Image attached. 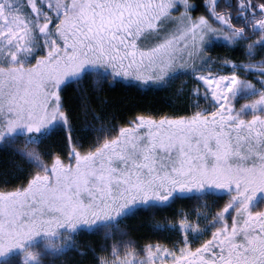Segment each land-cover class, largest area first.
<instances>
[{"label": "snow or ice", "instance_id": "1", "mask_svg": "<svg viewBox=\"0 0 264 264\" xmlns=\"http://www.w3.org/2000/svg\"><path fill=\"white\" fill-rule=\"evenodd\" d=\"M235 7L233 14L226 0H0V38L5 42L0 46V120L9 127L20 121L30 131H39L57 118L67 120L61 86L86 63L110 68L113 78L124 75L145 82L172 71L190 72L194 94L203 91L216 105L190 120L166 126L138 123L136 128L140 139L149 141L142 167L155 172V162L165 170L151 177L159 181L160 190L148 191L145 185L143 194L159 198L202 188L205 182L235 192L218 214L221 226L208 240L195 248L185 240L179 255L163 251L161 259L171 257L174 264H264V212L253 213L246 195L252 185H264V116L243 119L231 103L245 82L241 65L245 71L256 66L243 64L239 57L255 56L257 47L264 48V3L236 0ZM164 21L170 27L160 34ZM249 29L260 35L245 45ZM147 32L160 39L144 48L139 39ZM217 63L220 68L214 67ZM259 68L264 71V61ZM258 79L264 101V75ZM105 151L108 155L99 149L82 155L70 144L68 159L76 165L72 175H66L73 172L72 164L54 156L47 174L36 173L27 185L0 192V238L75 219L86 211L83 198L94 194L101 203L110 200L114 182L139 187L138 175L133 180L131 173L122 174L115 166L116 159L125 160L119 146L106 145ZM200 172L204 178L196 179L194 173ZM251 200H264V186ZM237 201L241 223L233 218L228 224Z\"/></svg>", "mask_w": 264, "mask_h": 264}, {"label": "rangeland", "instance_id": "2", "mask_svg": "<svg viewBox=\"0 0 264 264\" xmlns=\"http://www.w3.org/2000/svg\"><path fill=\"white\" fill-rule=\"evenodd\" d=\"M173 15L179 16V13H174ZM162 23L163 27L159 29L160 34L167 32L170 27L167 21ZM159 39L160 35L147 32L139 39V44L141 47L148 48L152 47ZM36 43H42V41H36ZM242 43L247 45L249 42L245 41ZM4 45V40L0 38V46ZM215 54L213 52V55ZM241 56L239 60L243 64L256 66L250 67L245 71L243 65H241L240 72L245 82L239 85L232 97L231 103L239 116L248 120L257 114L264 116V101L260 99L261 87L258 79L259 76L264 75V71H260L259 68L261 62L264 61V56ZM214 67L220 68L221 65L217 63ZM85 77L91 78L92 86L97 88L103 83L110 81L111 78L138 83L147 87H159L165 84L174 85L178 91L187 93L190 115L160 119L143 117L139 118L138 122L134 123L133 126L121 131L113 129L110 125H105L100 119L92 122L88 120V126L85 127V130L88 128L91 139L85 143L76 140L71 135L69 139L68 134L72 148L82 155H91L96 153L98 149L104 152L105 155H108V152L105 151V146L116 147L118 145L125 160L116 159L114 161L115 166L120 168L122 174L127 175L131 173L133 180L138 175L142 183L139 187H134L133 185L114 182L112 190L108 193L111 197L110 200L101 203L100 199L95 197L94 194L91 199L83 198L81 204L86 211L77 214V218L75 219H61L58 224L51 228L31 234L0 238V264H68L72 253L86 249V245L79 243V238H74L75 234L81 230H84V232L94 231L98 235L96 241H92L93 243L88 246V250H96L98 264H174L171 257L161 259L163 251L168 249L176 251L177 255H179L178 249L185 245V240L190 243L192 248L200 245L210 232L206 230H215L217 228L214 226V228L207 227L209 220L212 216L218 215L223 210L224 206H222V203L225 202L227 204L230 196L235 194V192L234 189L233 192H229L228 189L205 182L202 188H193L190 191L176 190L171 194L163 193L159 198L154 195L143 194L145 185H147L148 191L160 190L157 187L159 181H152L151 177L155 175V172L164 175L165 170L155 164V162L151 165L155 168V172L150 173L147 168L142 167L146 163L144 157L147 154L149 141L147 138L141 140V133L136 131V128L138 123L160 125L161 122H164L166 126L171 121L190 120L204 110H207L208 113L212 112L216 108V105L205 98L203 91H201L199 96L194 94V81L191 79L192 73L190 72L172 71L162 79H149L145 82L141 79L131 76L125 77L124 75H117L113 78L110 68L106 70L101 64L86 63L80 71L67 75L61 89L69 83H74L76 87H79L81 80ZM247 82H251L255 86L248 87ZM61 124H66L67 128L70 127L68 121L62 118L55 119L49 125L41 127L39 131H30L22 126V122L20 121L9 127L6 121L0 120V146L7 149V152L11 153L14 157H20L21 160H24L31 166L25 175L26 177L33 176L36 173L47 174L45 169L53 163L54 156H59L65 165L72 164L73 172L66 174L72 175L76 165L68 159L69 146L68 148L65 146V150L50 151L47 149V142L50 140L47 137H49L52 130L60 128ZM243 150L247 151L248 145H244ZM61 155L64 157H61ZM158 155L163 158L165 153L163 150H160ZM204 175L203 172L194 173L196 179H202ZM27 183L28 181L20 187L27 185ZM261 186L264 185H252L246 193L248 201H251L250 210L253 213L264 212V200H251L257 189ZM4 187L0 186L2 190H5ZM53 187H55V184ZM210 193L219 196L221 202L218 201L217 204H210L213 198L208 197ZM177 194L189 196L188 200H186L190 202L191 207H189L190 210L188 212L179 214L180 216L170 226L171 229L177 230L179 234L173 242L169 239L167 244L161 241L141 244L133 238L134 236L128 231L124 223L121 222V218L126 214L138 208L152 209V207L157 205L168 204L169 202L167 203V201L172 197L175 199ZM222 194L223 196L221 197ZM237 205H239V201L236 202V205L233 206V211L227 217L229 224L233 223V218H235L238 224L241 223V216L235 212ZM212 207L214 209H211ZM91 213H95V215ZM185 224H187V227H185ZM95 243L97 247H95Z\"/></svg>", "mask_w": 264, "mask_h": 264}, {"label": "trees", "instance_id": "3", "mask_svg": "<svg viewBox=\"0 0 264 264\" xmlns=\"http://www.w3.org/2000/svg\"><path fill=\"white\" fill-rule=\"evenodd\" d=\"M258 2L264 3V0H258ZM235 3L236 0H226V7H229L233 14L237 11ZM232 22L237 27L241 26L240 22L236 20ZM259 35L258 31L253 34L249 29L248 39L242 42L255 41ZM256 52V56H264V48L257 47ZM87 78L81 80L79 87H76L74 83L62 87V105L70 127L67 128L66 124H61L60 128L52 130L47 137L50 139L47 142L48 150H65V146L68 148L70 145L68 134L80 142L90 141L91 134L88 128L85 130V127L88 126V120L92 122L100 119L105 125H110L113 129L121 131L133 126L139 118L143 117L160 119L190 115L187 93L178 91L174 85L147 87L138 83L111 78L110 81L97 88L92 86L91 78ZM61 157L64 156L61 155ZM29 168L31 166L24 160L18 156L14 157L7 152V149L0 146V186H5V190L0 188V192H7L26 183L32 177L25 176ZM213 195L208 196L213 197L210 204H217L220 197ZM188 197L179 196L171 203L157 205L152 209L138 208L122 217L121 222L134 236L133 238L141 244L160 241L167 244L169 239L173 242L179 234L170 226L181 213L184 214L190 210ZM220 222V217L216 214L209 220L207 227L218 228L221 226ZM206 231L210 232L201 243L208 240L214 232V230ZM95 233L94 231L84 232L81 230L75 234L74 238H79V243L86 245L87 250L72 253L68 264H98L96 250H88V246L98 237ZM95 247H97L96 243Z\"/></svg>", "mask_w": 264, "mask_h": 264}, {"label": "flooded vegetation", "instance_id": "4", "mask_svg": "<svg viewBox=\"0 0 264 264\" xmlns=\"http://www.w3.org/2000/svg\"><path fill=\"white\" fill-rule=\"evenodd\" d=\"M214 193H210V194H208V195H213ZM217 195V194H216ZM177 197H179V196H181L180 194H177L176 195ZM223 196V194L221 195V197ZM172 200H174L173 199V197L171 198V199H169L168 201H167V203L169 202V203H171L172 202ZM226 204H225V202H223L222 203V206H225ZM222 211V210H221ZM229 215V214H228ZM228 217V216H227ZM228 222V221H227ZM221 223V222H220ZM229 224V223H228ZM221 225V224H220Z\"/></svg>", "mask_w": 264, "mask_h": 264}]
</instances>
